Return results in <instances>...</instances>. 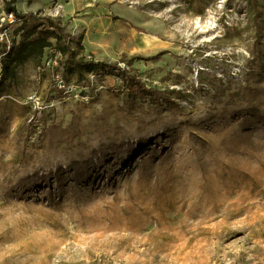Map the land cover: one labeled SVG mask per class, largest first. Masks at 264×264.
<instances>
[{"label": "rangeland", "instance_id": "374dc122", "mask_svg": "<svg viewBox=\"0 0 264 264\" xmlns=\"http://www.w3.org/2000/svg\"><path fill=\"white\" fill-rule=\"evenodd\" d=\"M12 9L70 45L0 78V264H264V0Z\"/></svg>", "mask_w": 264, "mask_h": 264}, {"label": "trees", "instance_id": "16d2710c", "mask_svg": "<svg viewBox=\"0 0 264 264\" xmlns=\"http://www.w3.org/2000/svg\"><path fill=\"white\" fill-rule=\"evenodd\" d=\"M15 10V9H12ZM16 11V10H15ZM22 19L20 26L16 27L15 33H23L22 39L15 44L10 51L6 52L3 60V69L0 78L4 81L12 82L16 79L18 70L29 62L41 61L45 50L52 46L51 37L57 41L60 50L68 49L70 42L67 36L63 34V28L58 25L49 16L42 17L38 14L21 15L16 11ZM40 28H45L41 29ZM69 42V43H68ZM75 66L79 69L97 70L105 74L108 69L113 71L117 67H113L104 63H94L89 61L76 62ZM129 95L132 98L143 97L152 93L147 90L145 85L136 77H130L127 80Z\"/></svg>", "mask_w": 264, "mask_h": 264}, {"label": "built area", "instance_id": "2783aa9c", "mask_svg": "<svg viewBox=\"0 0 264 264\" xmlns=\"http://www.w3.org/2000/svg\"><path fill=\"white\" fill-rule=\"evenodd\" d=\"M96 2V0H93ZM63 10V5L58 1L55 4L53 17H58ZM22 19L16 11H9L0 16V45L4 46L5 53L10 51L13 47V36L12 33L15 27L20 26ZM4 55V53L2 54ZM57 85L60 89L65 88L64 80L61 77L56 79Z\"/></svg>", "mask_w": 264, "mask_h": 264}, {"label": "bare ground", "instance_id": "6f19581e", "mask_svg": "<svg viewBox=\"0 0 264 264\" xmlns=\"http://www.w3.org/2000/svg\"><path fill=\"white\" fill-rule=\"evenodd\" d=\"M139 45H142L143 47H149L151 45V39L148 36L140 37L139 38Z\"/></svg>", "mask_w": 264, "mask_h": 264}, {"label": "crops", "instance_id": "0c3cea01", "mask_svg": "<svg viewBox=\"0 0 264 264\" xmlns=\"http://www.w3.org/2000/svg\"><path fill=\"white\" fill-rule=\"evenodd\" d=\"M17 11H18L19 13H21V12H20V9H17ZM5 13H6V12H5ZM3 14H4V12H0V16L3 15Z\"/></svg>", "mask_w": 264, "mask_h": 264}]
</instances>
